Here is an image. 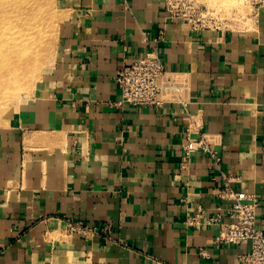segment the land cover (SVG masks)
Masks as SVG:
<instances>
[{
    "label": "crops",
    "instance_id": "obj_1",
    "mask_svg": "<svg viewBox=\"0 0 264 264\" xmlns=\"http://www.w3.org/2000/svg\"><path fill=\"white\" fill-rule=\"evenodd\" d=\"M61 3L59 53L0 127V264H249V244L188 222L199 207L228 220L232 200L209 155L185 162L184 145L193 114V138L257 195L264 228V9L245 29L195 31L161 0ZM150 51L171 75L163 105L116 106L118 70ZM69 218L109 228L71 233Z\"/></svg>",
    "mask_w": 264,
    "mask_h": 264
},
{
    "label": "built area",
    "instance_id": "obj_2",
    "mask_svg": "<svg viewBox=\"0 0 264 264\" xmlns=\"http://www.w3.org/2000/svg\"><path fill=\"white\" fill-rule=\"evenodd\" d=\"M163 9L170 21L187 23L190 27L199 31L202 29H231L217 23L207 7L198 0H161ZM253 4L252 23L257 19L259 12L264 9V0H249ZM171 75L163 57L156 51H150L142 57L131 61H125L116 74V83L120 91V98L113 102L116 106L130 104L134 106H161L164 100L161 93L164 82L170 80ZM186 120L190 126L186 129L187 142L184 145L185 162L198 151L206 152L211 160V166L219 170L223 188L219 195L222 198H230L232 206L229 210V219L224 220L221 216H208L204 218L201 207L198 211L189 214L187 220L192 225H199L205 221L207 224L218 226V243H230L235 245L249 244L247 253L239 254L241 261L249 264H264V228L257 226L259 208L261 201L256 194L238 191L233 188L232 183L237 178L225 171L222 166L223 158L219 152L212 147L208 138L202 133L199 138H193L192 132L202 131V126L193 114H188ZM68 230L84 236L98 234L100 230L109 228L105 225L102 229L87 224L81 219H68ZM202 254L206 255L202 250Z\"/></svg>",
    "mask_w": 264,
    "mask_h": 264
},
{
    "label": "rangeland",
    "instance_id": "obj_3",
    "mask_svg": "<svg viewBox=\"0 0 264 264\" xmlns=\"http://www.w3.org/2000/svg\"><path fill=\"white\" fill-rule=\"evenodd\" d=\"M198 1L203 7L209 9L221 27L245 29L252 26L253 4L249 0ZM6 3L11 20L18 24L27 18L29 21L30 13H34L40 6L42 9L38 19L31 20L32 23L40 24V31L36 34L37 39H33L36 46H34L32 56H28L23 64L17 67L19 69L15 68L14 72L17 74L14 78H17V81L7 75V81L4 79V85L0 87V127L11 124L16 119L21 105L32 96L43 81L45 74L51 69L59 53V25L63 19L61 0H38L37 2L6 0ZM16 34H18V27L12 28V36ZM18 43L19 46L26 45L24 41H18ZM13 80L16 82L13 83ZM8 81L10 84L6 85Z\"/></svg>",
    "mask_w": 264,
    "mask_h": 264
},
{
    "label": "bare ground",
    "instance_id": "obj_4",
    "mask_svg": "<svg viewBox=\"0 0 264 264\" xmlns=\"http://www.w3.org/2000/svg\"><path fill=\"white\" fill-rule=\"evenodd\" d=\"M34 1L37 2L38 0ZM41 7L34 13H30L29 21L27 18L18 24L11 20L6 0H0V87L2 84L4 85L5 80L7 81V75L17 81L18 79L14 78L17 74V72H14L15 68L23 64L28 56H32L34 46H36L33 39H37L36 34L40 31V24L37 22L32 23L31 20L38 19L41 15ZM14 27H18V34L13 37L12 28ZM18 41H24L26 45L19 46ZM7 84H10V82Z\"/></svg>",
    "mask_w": 264,
    "mask_h": 264
}]
</instances>
